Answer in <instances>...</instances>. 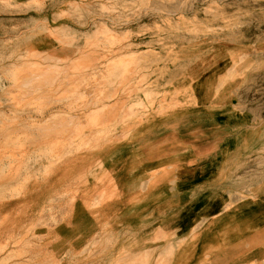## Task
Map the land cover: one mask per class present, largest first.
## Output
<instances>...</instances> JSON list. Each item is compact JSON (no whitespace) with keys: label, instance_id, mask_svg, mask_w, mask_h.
Here are the masks:
<instances>
[{"label":"rangeland","instance_id":"374dc122","mask_svg":"<svg viewBox=\"0 0 264 264\" xmlns=\"http://www.w3.org/2000/svg\"><path fill=\"white\" fill-rule=\"evenodd\" d=\"M152 114L199 116L200 133L187 139L226 154L218 158L224 187L240 192L238 203L222 192L206 201L216 188L206 160L202 218L182 241L213 245L227 213L264 209V0H0V264L197 257L193 244L136 250L130 229L118 234L108 223L84 243L56 231L81 179L55 196V166L83 149L131 142ZM40 184L43 200L25 202ZM8 199L15 202L3 208ZM253 227L264 240L263 219ZM167 240L175 236L155 233L150 242Z\"/></svg>","mask_w":264,"mask_h":264},{"label":"crops","instance_id":"0c3cea01","mask_svg":"<svg viewBox=\"0 0 264 264\" xmlns=\"http://www.w3.org/2000/svg\"><path fill=\"white\" fill-rule=\"evenodd\" d=\"M57 7L58 4L53 2V9ZM179 118L182 117L152 114L133 131L131 142L96 150L83 149L75 157L65 158L57 164L53 170V195L73 184L76 177L81 179L72 211L62 215L63 220L55 226L57 233L69 237V242L80 240L84 243L99 235L102 225L108 223L118 234L130 229L136 250L152 252L160 248L164 251L172 244L176 252L184 244H193L192 250L196 251L197 257H178L175 261L173 255L169 264H249L263 258L264 240L257 243L254 232L236 246L220 235L215 236L211 241L213 245L208 246L200 240L193 243L182 241L181 236L189 233L192 223L196 225L202 218L201 165L209 164L206 160L211 163L207 173L216 184L215 191L206 201L216 200L218 197L213 196L220 192L230 197L233 203L241 199L239 190L230 193L224 187L226 162H220L218 158L226 154L219 155V149L213 143L202 144L199 139L191 140L189 136L187 139L189 134L200 133L199 116H185L187 119L182 118V121L187 126L181 128L175 123ZM55 135L53 140L57 138ZM179 137L185 138L183 144ZM45 186L40 184L36 190L28 191L25 202L32 201L35 205L42 201ZM191 200L193 207L188 214L185 204ZM13 202L15 199H8L2 203L3 208L10 207ZM155 233L173 234L175 241L153 244L150 241ZM196 233L202 235L201 227ZM154 260L156 258L151 264H155Z\"/></svg>","mask_w":264,"mask_h":264},{"label":"bare ground","instance_id":"6f19581e","mask_svg":"<svg viewBox=\"0 0 264 264\" xmlns=\"http://www.w3.org/2000/svg\"><path fill=\"white\" fill-rule=\"evenodd\" d=\"M199 140L203 141L204 138L203 139L201 138ZM258 219H261V221L263 219L264 221V209H250L249 208L247 210L246 208L245 210H239L237 212L232 210L230 213L226 214L225 219L223 220V223H222V227L219 230V234L220 235L223 234L222 236L224 237L225 241H232L233 245L236 246L237 242H239V240L236 241L237 239L243 238L244 236L250 233H253V232L256 233V230L251 229V228L254 226L255 222ZM226 232H230V236H227ZM256 237H257L256 239H259V240L261 238L260 236H256Z\"/></svg>","mask_w":264,"mask_h":264}]
</instances>
